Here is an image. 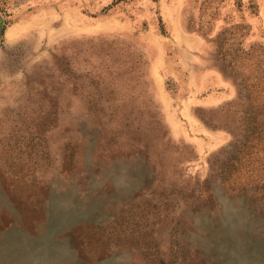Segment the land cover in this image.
I'll return each mask as SVG.
<instances>
[{"label":"rangeland","instance_id":"obj_1","mask_svg":"<svg viewBox=\"0 0 264 264\" xmlns=\"http://www.w3.org/2000/svg\"><path fill=\"white\" fill-rule=\"evenodd\" d=\"M263 75L264 0H0V264H264Z\"/></svg>","mask_w":264,"mask_h":264},{"label":"trees","instance_id":"obj_2","mask_svg":"<svg viewBox=\"0 0 264 264\" xmlns=\"http://www.w3.org/2000/svg\"><path fill=\"white\" fill-rule=\"evenodd\" d=\"M259 84L256 90L251 87L247 97L249 104L255 101L257 106H247L242 112L241 138L227 150L217 169L227 190L249 192L255 199L264 198V75Z\"/></svg>","mask_w":264,"mask_h":264},{"label":"bare ground","instance_id":"obj_3","mask_svg":"<svg viewBox=\"0 0 264 264\" xmlns=\"http://www.w3.org/2000/svg\"><path fill=\"white\" fill-rule=\"evenodd\" d=\"M15 34V33H14ZM17 34V33H16ZM11 35V34H10ZM8 36V35H7Z\"/></svg>","mask_w":264,"mask_h":264}]
</instances>
